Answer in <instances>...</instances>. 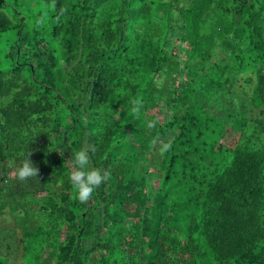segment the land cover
Wrapping results in <instances>:
<instances>
[{
  "label": "trees",
  "instance_id": "obj_1",
  "mask_svg": "<svg viewBox=\"0 0 264 264\" xmlns=\"http://www.w3.org/2000/svg\"><path fill=\"white\" fill-rule=\"evenodd\" d=\"M53 2L0 0V264H264V0Z\"/></svg>",
  "mask_w": 264,
  "mask_h": 264
},
{
  "label": "clouds",
  "instance_id": "obj_2",
  "mask_svg": "<svg viewBox=\"0 0 264 264\" xmlns=\"http://www.w3.org/2000/svg\"><path fill=\"white\" fill-rule=\"evenodd\" d=\"M55 6V0L53 7ZM131 111L136 116H139L141 108L143 107V101L139 98H134L132 101ZM158 123V119L150 120L147 122V128L153 129ZM152 146H156L160 143V137L156 136L152 139ZM171 141L160 143L159 154L164 155L171 150ZM90 155L88 148H81L75 152L72 163L71 171L69 174L71 183L74 190L77 193V198L81 203H87L99 185L111 178V171L109 169H102L96 167H89ZM39 169L33 164L29 155L21 162V165L16 169V177L23 181L30 177H37Z\"/></svg>",
  "mask_w": 264,
  "mask_h": 264
}]
</instances>
